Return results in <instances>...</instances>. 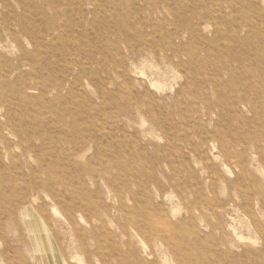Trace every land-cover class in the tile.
Wrapping results in <instances>:
<instances>
[{
    "label": "rangeland",
    "instance_id": "rangeland-1",
    "mask_svg": "<svg viewBox=\"0 0 264 264\" xmlns=\"http://www.w3.org/2000/svg\"><path fill=\"white\" fill-rule=\"evenodd\" d=\"M0 264H264V0H0Z\"/></svg>",
    "mask_w": 264,
    "mask_h": 264
},
{
    "label": "bare ground",
    "instance_id": "bare-ground-1",
    "mask_svg": "<svg viewBox=\"0 0 264 264\" xmlns=\"http://www.w3.org/2000/svg\"><path fill=\"white\" fill-rule=\"evenodd\" d=\"M81 223V222H80ZM110 246V245H109Z\"/></svg>",
    "mask_w": 264,
    "mask_h": 264
}]
</instances>
